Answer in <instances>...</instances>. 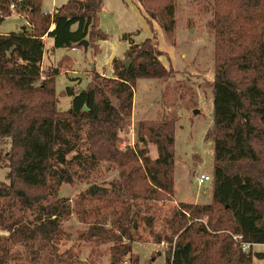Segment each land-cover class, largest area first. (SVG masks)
I'll use <instances>...</instances> for the list:
<instances>
[{
  "label": "trees",
  "instance_id": "16d2710c",
  "mask_svg": "<svg viewBox=\"0 0 264 264\" xmlns=\"http://www.w3.org/2000/svg\"><path fill=\"white\" fill-rule=\"evenodd\" d=\"M138 1L148 23H157L175 46L176 0ZM210 1L213 199L209 205L181 203L165 220L170 234L161 242L169 244L168 264H254L264 261V252H253L264 246V0ZM42 3L0 0L3 20L15 4L28 22L19 33H0V141L11 146L9 183L0 180V264H79L72 252L59 250L63 223L74 213L88 227L87 241L113 244L110 264H139L132 255L139 205L171 200L175 193L178 120L167 115L139 123L133 147H122L121 133L133 115L137 81L168 79L174 70L160 60L164 54L152 39L130 42L126 59L113 60L112 77L93 71L83 92L67 88L71 107L62 111L55 89L62 64L42 79L47 39L55 49L81 47L95 33L106 40L96 28L102 0H69L53 14L44 13ZM150 145L157 147L155 159ZM101 164L114 166L118 179L108 186L91 183L75 208L58 198L63 184ZM144 219L152 227L153 218ZM242 243L251 245L247 252ZM16 247L27 250L25 258Z\"/></svg>",
  "mask_w": 264,
  "mask_h": 264
},
{
  "label": "rangeland",
  "instance_id": "374dc122",
  "mask_svg": "<svg viewBox=\"0 0 264 264\" xmlns=\"http://www.w3.org/2000/svg\"><path fill=\"white\" fill-rule=\"evenodd\" d=\"M51 1L46 0L45 6H42L47 9L49 5L50 8ZM103 1L108 12L97 15L99 23L96 28L107 37L106 40H98L95 33L96 38L92 42L87 39V51L83 46L78 47L77 51H72L71 48L55 49L54 45L49 46L47 42L46 56L41 64L42 79L62 64L55 89L59 108L68 111L72 98L65 94L67 88L75 93L86 89L92 81L93 71L104 73L101 74L102 77L112 75L113 60L121 59L127 54L130 42L142 44L147 39H152V43L157 44V49L164 51L160 60L167 68H173L174 74L168 79L137 81L134 114L121 133V145L133 147L136 144L137 129L141 122L158 121L167 115H173L178 120L175 134L176 192L171 200L139 205V223L132 243V255L138 258L139 264H168L166 255L169 244L161 242L170 234L165 220L181 203L209 205L213 199V180L199 185L198 178L202 175L213 178L214 168L213 143L207 137L214 125V3L210 0L175 1L176 45L172 46L158 24L153 23L152 27L143 10L138 9L133 0L126 1L129 7L123 0ZM25 22L26 19L15 12L0 22V33L17 32ZM109 97L114 105L118 104L113 94H109ZM10 148L9 140L0 141V180L6 183H9L7 157ZM149 148L151 157L155 159L158 156L157 147L150 145ZM79 176H75L74 183L63 184L58 195L60 199L69 200L72 208H75L77 199L91 183L108 186L118 179L119 174L114 166L101 164L91 173H83L81 178ZM145 216L153 218L152 227L147 224ZM87 228L80 223L76 213L65 220L60 253L69 250L79 264H110L113 244L99 245L87 241L83 236ZM14 250L23 254V257L27 253L22 247ZM256 251L264 252V246L254 247L253 252ZM126 260L128 262L129 257ZM11 264L17 263L14 261ZM254 264H264V261L258 263L255 260Z\"/></svg>",
  "mask_w": 264,
  "mask_h": 264
},
{
  "label": "crops",
  "instance_id": "0c3cea01",
  "mask_svg": "<svg viewBox=\"0 0 264 264\" xmlns=\"http://www.w3.org/2000/svg\"><path fill=\"white\" fill-rule=\"evenodd\" d=\"M45 1L46 0H43V3H42V5H44L45 6ZM69 0H52L51 1V6H50V8H49V5L47 6V9H45L43 6V12L44 13H46V14H53L58 8H60V7H62V6H64L67 2H68ZM77 1H83V0H77ZM124 1V4L125 5H127L128 7H129V5L127 4V2L126 1H128V0H123ZM133 2H134V4H135V6H137V8L138 9H141V5H140V3H139V1L138 0H133ZM139 5V7H138V5ZM103 12H108L107 11V8H105V4H104V1L102 0V3H101V5L98 7V15L99 14H102ZM22 18H25V16H22V15H20ZM26 19V18H25ZM4 20H6V19H4ZM1 21H3V16H2V14L0 13V22ZM25 27H28V22L26 21L25 23H24V25H22V27L20 28V30L19 31H17V32H13V33H19L20 31H22V29L23 28H25ZM55 28V26L53 25L52 26V30ZM74 28H76V27H74ZM4 34H8V33H4ZM47 42H48V45L50 46V45H54V41L52 40V39H47ZM85 48V47H84ZM77 49H78V47L77 48H74V49H71L72 51H77ZM88 50V48H85V51H87ZM159 50H160V48H159ZM161 51V50H160ZM161 52H164V51H161ZM45 56H46V54H45ZM125 57H126V55H124V57L123 58H121V60H124L125 59ZM164 64V63H163ZM111 67H112V64H111ZM113 73H114V71H113V67H112V75H110L111 77L113 76ZM100 75L101 74H104V73H99ZM106 74V73H105ZM105 76V75H104ZM109 75H107V76H105V77H110ZM134 98H135V93H134ZM134 103V102H133ZM133 107H134V104H133ZM133 114H134V108H133ZM176 192V191H175ZM195 203V202H194ZM197 204V203H196ZM260 246H262V245H257V246H254V247H256V248H258V247H260ZM254 247H253V249H254ZM256 252H263V251H256ZM261 261H258V263H260Z\"/></svg>",
  "mask_w": 264,
  "mask_h": 264
},
{
  "label": "built area",
  "instance_id": "2783aa9c",
  "mask_svg": "<svg viewBox=\"0 0 264 264\" xmlns=\"http://www.w3.org/2000/svg\"><path fill=\"white\" fill-rule=\"evenodd\" d=\"M10 9L12 10L13 13H15L16 11V5L12 4L10 6ZM199 180V185H203L206 182H211L213 180L212 176H208V175H202L198 178ZM235 240L240 241L241 242V237H234ZM251 245L250 244H246V243H242V249L244 252H247L250 249Z\"/></svg>",
  "mask_w": 264,
  "mask_h": 264
},
{
  "label": "water",
  "instance_id": "95a60500",
  "mask_svg": "<svg viewBox=\"0 0 264 264\" xmlns=\"http://www.w3.org/2000/svg\"><path fill=\"white\" fill-rule=\"evenodd\" d=\"M22 3H23V2H22ZM82 44H83V46H84L85 48H87L88 45H89V44H88V41H84ZM81 92H83V89H80V90H79V93H81ZM84 111H88V108L85 107V108H84Z\"/></svg>",
  "mask_w": 264,
  "mask_h": 264
}]
</instances>
